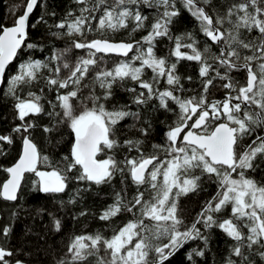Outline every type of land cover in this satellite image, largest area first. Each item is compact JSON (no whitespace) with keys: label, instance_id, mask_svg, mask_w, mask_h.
<instances>
[{"label":"snow or ice","instance_id":"1","mask_svg":"<svg viewBox=\"0 0 264 264\" xmlns=\"http://www.w3.org/2000/svg\"><path fill=\"white\" fill-rule=\"evenodd\" d=\"M75 2L81 6L80 15L73 17L69 12L67 16L73 17L71 20L66 17L52 26L67 31L53 32L52 35L58 39L64 35L84 39L73 41L71 47L54 51L48 59L53 63L61 62L54 69L40 59L20 63L8 81L7 92L17 100L15 109L20 121L45 113V108L41 95L28 91L27 98H21L17 95L18 89L43 81L41 92L47 88L57 93L58 104L49 101L53 111L46 114L59 117L57 123H63L71 130L74 140L70 156L63 158L67 162L63 169L39 170L37 165L49 163V157L41 156L37 145L24 135L35 125L17 126L13 131L21 134L23 149L19 159L3 169L7 179L0 183V198L16 201L26 173L38 178L33 181L36 191L53 196L64 193L73 180L102 185L111 183L117 174L121 176L122 184L130 179L136 186L130 200L122 194L126 188L117 192L114 203L99 216L101 221H109L126 212L136 219L114 229L110 238L100 233L74 236L56 264H171L172 258L189 241L200 239L207 245L209 237L202 229L212 228L220 229L235 242L227 264H256V256L264 261V182L248 175L260 167L256 163L258 158L264 162V0H240L233 3L223 16L206 11L203 5L210 6L211 0H179L198 23L200 31L219 47V55L213 57L215 67L205 56L209 46H205L202 52L191 33L183 36L171 34V25L180 15L177 0H91V6H87L90 0ZM37 4L38 0H25L20 14L17 9L21 5H14L10 9L15 16L12 26H5L0 21V83L4 82L7 66L24 48L37 47L27 42L30 15ZM145 10L154 13L150 25H146L149 16ZM96 12L102 15L93 28L90 21L97 19ZM41 20L43 16L37 23ZM226 21L231 28L223 27ZM31 26L35 27V24ZM130 26L132 33L146 30L147 34L131 42L87 38V32L97 31L104 37L109 31L118 32ZM241 29L255 35L247 41L241 39ZM161 38L173 41L170 55L176 57L177 63L180 60L198 62L202 78L209 77L210 71L215 72V76L203 81L199 97L182 99L175 94L184 89L180 76L176 74L177 63L169 64L167 58L156 55V43ZM185 39L190 42L184 43ZM73 48L86 50V55L70 65L64 58ZM182 48L190 49V54ZM237 48L251 53L243 57L242 64L237 62L241 59ZM108 54L128 59L120 60L111 69L101 67L104 55ZM62 68L69 70L65 77L60 75ZM43 69H49L53 74L44 77ZM146 69L153 73L151 80L143 79ZM241 69L246 72L245 83L238 86L229 73ZM89 76H92L93 86L85 93L83 90L89 85L84 81ZM217 78L226 81L221 87L229 91L223 100L210 102L206 94L215 86L213 81ZM161 79L166 81L168 88L160 90L156 87ZM126 80L146 90L126 89L133 94V104L142 106L156 100L158 108L169 112L174 110L170 103L179 107L176 122L165 132V144H153V154L143 152V140L121 141L117 137L120 122L129 116L139 120V113L128 110L127 105L111 110L106 107L113 98V86ZM96 86L103 90L100 94L96 93ZM61 89L70 90L61 94ZM57 107L61 111H55ZM52 130L44 129L45 132ZM140 131L144 136L149 134L148 128ZM254 133L257 134L252 138ZM245 138H251V142L245 144ZM0 141L11 144L12 138L0 136ZM120 149H126L129 154L135 151L137 155H125L118 160L115 153ZM161 151L163 159L158 154ZM107 152L113 155H107ZM101 153L107 158H98ZM197 171L199 175L195 174ZM204 176L216 183L218 190L205 202L191 225H185L179 214V198L197 191ZM144 186L147 188L141 190ZM149 189L150 199L146 200L145 192ZM75 202L74 198L69 200V203ZM60 203L63 205L64 201ZM229 208V216L216 215ZM49 215L55 231H61V220L52 213ZM145 220L151 223L146 224ZM2 233L8 236L11 228L4 227ZM194 255L202 257L205 251L193 248L186 254V260L195 264ZM12 256V251L0 247V264H11L8 258ZM15 264L22 262L16 260Z\"/></svg>","mask_w":264,"mask_h":264},{"label":"trees","instance_id":"2","mask_svg":"<svg viewBox=\"0 0 264 264\" xmlns=\"http://www.w3.org/2000/svg\"><path fill=\"white\" fill-rule=\"evenodd\" d=\"M25 0H0V21L5 26H12L15 16L10 9L14 5H21V8L17 9V14L22 13L23 4ZM240 0H211V5H203L210 14L223 16L227 9L233 4L238 3ZM91 6V0L89 5ZM80 5L75 0H40L37 9L30 19L28 29V43H34L37 45L34 49L24 48L21 53L18 54L16 61L9 67L3 88L0 93V136H10L12 143L9 144L6 141H0V183L7 179V173L3 171L4 168L12 166L18 159L22 152L23 142L20 133L13 131L14 128L25 123H31L35 126L29 129V138L37 145V148L41 156H48L49 163H39L37 165L39 170L51 171L53 167L63 169L66 165L64 161L65 156H70L71 144L74 140V136L71 130L63 123H57L59 117H50L46 113L53 111L52 103L58 104L55 97L57 93L44 88L41 92V88L44 87L43 81L34 83L28 86H22L17 91V95L21 98H27L28 91H32L37 95L42 96L41 103L44 105L45 113L26 118V121H20L18 118V112L15 109V103L17 100L7 94L8 81L12 75L18 70V65L28 59H40L49 63L50 68L60 66L59 61L53 63L48 58L52 53L58 49H64L71 47L73 41L83 40V37L77 35H64L61 38H56L52 35L53 32H66V29H57L52 27L53 25L61 22L66 17L71 20L74 16L80 15ZM177 7L180 9V15L174 19L171 25V34L173 36H183L186 33H191L197 42V47L202 52L205 46H209V51L205 53L207 62L216 66L213 61V57L219 55V47L211 42L203 32L200 31L198 23L190 15V13L183 8V6L177 0ZM73 13V17H68L67 14ZM54 13V15H53ZM145 14L149 16L146 25H150L153 22L154 13L151 10H145ZM94 15L97 19L91 20L93 28L98 25V17L102 15L101 12H96ZM43 16V20L40 17ZM35 24V27L31 25ZM225 29L231 28V25L224 23ZM146 30H141L135 33L131 32V26L128 29H121L118 32H107L104 37L97 31L87 32V38L89 40L95 38H108L113 42H131L133 40H139L142 36L146 35ZM255 33L249 34L244 29H241V39L248 40ZM187 39L184 43H188ZM174 48L173 41L168 38H161L155 47V52L158 57H165L168 63H177L176 57L170 55V51ZM184 52L190 54V49H181ZM240 52L241 59L238 63H243V57L250 55L248 50L237 48ZM82 55H86V50L72 49L66 54L65 58L67 62L74 64L76 59ZM103 55V54H98ZM132 55V54H131ZM130 55V56H131ZM128 58H120L111 55H104L103 63L101 67L111 69L120 60H127ZM139 66V62H136ZM200 64L196 61L180 60L177 63L176 74L181 78V84L183 85V91H176L175 94L183 98H190L197 96L203 91V81L205 79L215 76L214 71H210L209 77L202 78L199 75ZM68 69L61 70V77L68 75ZM223 69L221 72L223 74ZM42 74L44 77L51 76L53 73L49 69H43ZM95 72L92 73V76ZM153 73L150 69H146L143 75V79L151 80ZM233 78V82L239 85L245 83L246 72L241 69L240 71L233 70L229 73ZM92 76L85 79L84 83L89 85V88L84 89L85 93L89 92L93 86ZM191 77V79H188ZM226 81H221L218 78L213 81L214 87H210V91L207 95L208 100H223L226 93L229 91L221 87ZM135 87L137 91H146L139 88L138 84L131 80L120 82L113 86V98L106 107L109 110L114 107L128 106V110L138 112L140 119H134L132 116L126 117L117 126L119 131L117 137L123 141L125 139L143 140L142 150L147 154H153V144H165V132L169 125H173L177 120V114L179 113L178 105L170 103L173 111H165L158 108V101H150L146 105L137 106L132 103V93H129L126 89ZM160 90H164L169 86L164 79H161L159 84L156 85ZM70 89H61L60 93ZM97 94H100L103 90L98 86L95 87ZM235 95V93H233ZM76 103H79L78 101ZM55 111L59 112L61 109L57 107ZM150 125V128H149ZM53 129L51 132H45V128ZM148 128L149 134L144 136L140 129ZM257 133L253 134L255 137ZM251 138H245L244 143H250ZM161 159L164 158V153L161 151L158 153ZM107 155H113L112 152H107ZM125 155L136 156L137 153H127L126 149H120L116 151L115 156L118 160L124 158ZM98 158H107L105 153L99 154ZM256 163L260 167L254 171L249 172L252 178L258 182H264V162L258 158ZM51 165V166H50ZM75 171V170H74ZM195 174L199 175L197 171ZM235 175V174H234ZM38 178L28 173L22 184V188L19 197L16 202L11 203L0 198V247H4L13 252V256L8 258L11 264H15L16 260L22 262V264H56L57 259L66 252V245L71 238L76 235H95L100 233L106 238H110L114 229H118L126 224L129 220L136 219V216L132 214L122 212L116 217H113L109 221H101L99 216L103 211L115 201V195L117 192H121L122 188H126V192L122 193L126 196V200H130L136 192V186L131 184L130 179L121 183V176L117 174L115 178L109 184L95 185L89 182L75 181L73 180L64 193L56 194L55 196L44 194L36 191L33 186V181ZM147 186H144L141 190H144ZM79 189V195L77 190ZM217 184L210 181L206 176L201 178L200 188L191 192L186 196L179 198L178 204L180 209V216L185 225H191L196 218L197 213L201 211V208L207 200L217 192ZM151 190L145 192V199H150ZM74 198L75 203H69V200ZM60 201H64L61 205ZM43 210V211H41ZM81 212H85L86 215H80ZM52 213L56 218L61 220L62 230L55 231L52 225ZM139 213H137V216ZM218 217H227L230 215V208L225 210L221 214H216ZM145 223H151L145 220ZM4 227H10L11 233L8 236H4L2 229ZM197 227H201L197 225ZM205 235L209 237L207 245L203 240L197 239L189 241L185 246L172 258L171 264H192V261L186 260V254L191 252L193 248L197 250H204V256H193L195 264H227V260L230 255L231 246L235 243L228 238L220 229L212 228L210 230L202 229ZM164 242H167L166 240ZM234 258V257H233ZM235 259V258H234ZM256 264H264L259 256L254 257ZM167 264V262H166Z\"/></svg>","mask_w":264,"mask_h":264},{"label":"water","instance_id":"3","mask_svg":"<svg viewBox=\"0 0 264 264\" xmlns=\"http://www.w3.org/2000/svg\"><path fill=\"white\" fill-rule=\"evenodd\" d=\"M39 2H40V0H38V4H39ZM38 4H37V6H38ZM37 6H36V8H34V11H33V13L30 15V19H31V17L33 16V14H34V12H35V10L37 9ZM30 19H29V23H30ZM132 53H130L129 55H131ZM108 55H111V56H115V57H120V58H125V57H121V56H117L116 54H108ZM18 57V56H17ZM17 57L7 66V68H6V73H7V71H8V69H9V67L16 61V59H17ZM6 73H5V76H6ZM4 81H5V77H4ZM3 85H4V82L3 83H0V93H1V90H2V88H3ZM23 149V148H22ZM42 171V170H41ZM28 173H26L25 174V177H26V175H27ZM24 182V181H23ZM23 184V183H22ZM22 188V187H21ZM20 191H21V189H20ZM20 191H19V193H18V197H19V194H20ZM3 199V198H2ZM4 200V199H3ZM6 201V200H5ZM17 201V200H16ZM16 201H7V202H11V203H14V202H16Z\"/></svg>","mask_w":264,"mask_h":264},{"label":"flooded vegetation","instance_id":"4","mask_svg":"<svg viewBox=\"0 0 264 264\" xmlns=\"http://www.w3.org/2000/svg\"><path fill=\"white\" fill-rule=\"evenodd\" d=\"M189 123H191V121Z\"/></svg>","mask_w":264,"mask_h":264},{"label":"bare ground","instance_id":"5","mask_svg":"<svg viewBox=\"0 0 264 264\" xmlns=\"http://www.w3.org/2000/svg\"><path fill=\"white\" fill-rule=\"evenodd\" d=\"M126 58V57H125Z\"/></svg>","mask_w":264,"mask_h":264}]
</instances>
